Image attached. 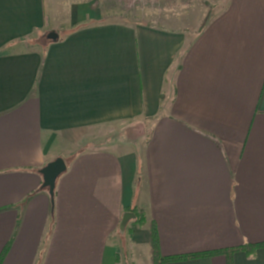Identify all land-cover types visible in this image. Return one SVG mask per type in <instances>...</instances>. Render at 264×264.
I'll return each mask as SVG.
<instances>
[{
	"label": "crops",
	"instance_id": "obj_1",
	"mask_svg": "<svg viewBox=\"0 0 264 264\" xmlns=\"http://www.w3.org/2000/svg\"><path fill=\"white\" fill-rule=\"evenodd\" d=\"M189 1L157 28L113 0H0V264H152V224L163 257L264 245V0ZM141 119L142 150L94 141Z\"/></svg>",
	"mask_w": 264,
	"mask_h": 264
},
{
	"label": "rangeland",
	"instance_id": "obj_2",
	"mask_svg": "<svg viewBox=\"0 0 264 264\" xmlns=\"http://www.w3.org/2000/svg\"><path fill=\"white\" fill-rule=\"evenodd\" d=\"M114 4L109 13V19L111 22H126L131 24H136L138 26H154L161 27L162 25H167L169 23L176 24V14L178 11H182V8L177 4V0H113ZM185 3V2H184ZM195 5H193L189 0L188 4L183 5V7H189L193 10ZM182 7V6H181ZM199 7V5H197ZM215 7V6H214ZM207 9L208 6H207ZM210 14L216 10L215 8L209 9ZM211 16V15H209ZM207 20V19H206ZM204 21L199 27V23L194 25L191 23L192 37L194 38V33L198 32V28H203L207 23ZM197 26V27H194ZM151 127L150 120H138L130 125H120L111 127L108 131L104 132L103 137L100 139H95V143L103 144V146L109 148L119 147L122 150H142L147 138L149 136V131ZM127 228V227H126ZM126 228L122 233L126 231ZM135 259V255L132 254ZM132 258L130 254L123 253L120 261L124 264H132Z\"/></svg>",
	"mask_w": 264,
	"mask_h": 264
},
{
	"label": "trees",
	"instance_id": "obj_3",
	"mask_svg": "<svg viewBox=\"0 0 264 264\" xmlns=\"http://www.w3.org/2000/svg\"><path fill=\"white\" fill-rule=\"evenodd\" d=\"M52 199H54V197ZM133 213L137 219L138 225H140V226L143 225L145 222L144 213L141 211H134ZM261 246H264V245H251V246H247V247L240 248V249L217 252V253H206V254H196V255H186V256H176V257H163L160 254L156 228L153 224L150 225V254H151L152 264H167V263H173V262H181V261H186V260L209 257V256H212L215 254L216 255H218V254L231 255V254H233L237 251H241V250H246L248 252H254ZM2 258H3V255L0 259V262H1Z\"/></svg>",
	"mask_w": 264,
	"mask_h": 264
},
{
	"label": "water",
	"instance_id": "obj_4",
	"mask_svg": "<svg viewBox=\"0 0 264 264\" xmlns=\"http://www.w3.org/2000/svg\"><path fill=\"white\" fill-rule=\"evenodd\" d=\"M50 41H57L58 35L56 33H51L48 35ZM67 170V165L63 159H57L49 163L42 171L43 176V187L49 190L50 196L53 198L55 194L56 182L58 178L65 173ZM135 219V215L131 213H126L122 219L121 230L124 231L128 223Z\"/></svg>",
	"mask_w": 264,
	"mask_h": 264
}]
</instances>
